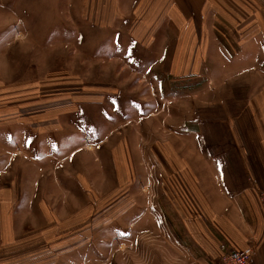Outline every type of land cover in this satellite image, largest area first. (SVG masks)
<instances>
[{"label": "rangeland", "instance_id": "rangeland-1", "mask_svg": "<svg viewBox=\"0 0 264 264\" xmlns=\"http://www.w3.org/2000/svg\"><path fill=\"white\" fill-rule=\"evenodd\" d=\"M209 38L188 76L187 33L176 36L165 15H106L103 0H0V264H107L125 249L132 262L153 240L176 258L190 250L201 171L224 166V148L235 166L226 137L206 133L224 124H206L225 115L222 98L239 96L214 89L238 87L247 67H225L238 37L219 25Z\"/></svg>", "mask_w": 264, "mask_h": 264}, {"label": "crops", "instance_id": "crops-1", "mask_svg": "<svg viewBox=\"0 0 264 264\" xmlns=\"http://www.w3.org/2000/svg\"><path fill=\"white\" fill-rule=\"evenodd\" d=\"M103 12L113 16L165 15L176 36L177 32L187 33V57L183 62L187 63L188 76L194 73L193 63L197 61V55L207 53L212 44L210 32L219 25L238 37L235 39L237 50L232 57L225 58V67L232 61L247 65L239 70L238 87L218 86L214 89L221 95H228L231 91L230 95L239 96L232 105L227 100L224 103L222 98L225 115L209 119L206 124V127L213 126V121L216 125L224 124V129L206 133L210 139L217 138L218 143L226 137L234 148L231 157L235 166L229 163L224 148L223 152H215V158L225 159V165L201 171L199 204L204 214L187 216V235L194 245L187 246L190 248L187 253L179 249L183 256L176 258L170 252L163 253V249L155 244L159 241L153 240L152 246L150 244L149 249L136 253L132 262H129L125 249L122 251L126 253L121 252V255L125 253L126 259L113 262L110 257L107 264H220L223 255L247 250L253 252L252 264H264V213L258 199L264 189V0H103ZM211 19L217 22L211 23ZM191 31L197 37L195 40L190 36ZM174 46L173 53L180 49V55L172 56L169 61L173 72L177 73L185 39L179 41L176 38ZM216 46L226 55L224 46ZM209 90L212 91L213 87ZM227 110L231 113L228 114ZM200 127V134L205 135L203 124ZM44 133L47 131H40L39 136ZM40 138L39 143H42ZM11 191L16 188H7L1 194L9 196Z\"/></svg>", "mask_w": 264, "mask_h": 264}, {"label": "built area", "instance_id": "built-area-1", "mask_svg": "<svg viewBox=\"0 0 264 264\" xmlns=\"http://www.w3.org/2000/svg\"><path fill=\"white\" fill-rule=\"evenodd\" d=\"M259 202L264 213V189L259 193ZM253 252L251 250L243 252H229L222 256L220 264H252Z\"/></svg>", "mask_w": 264, "mask_h": 264}]
</instances>
